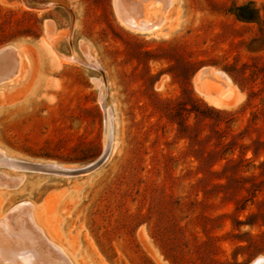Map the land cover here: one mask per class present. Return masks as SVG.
Instances as JSON below:
<instances>
[{
  "label": "rangeland",
  "instance_id": "1",
  "mask_svg": "<svg viewBox=\"0 0 264 264\" xmlns=\"http://www.w3.org/2000/svg\"><path fill=\"white\" fill-rule=\"evenodd\" d=\"M172 1L141 32L115 0H0V49L24 63L0 84V173L18 182L0 185V220H28L55 264L264 255V0ZM109 143L86 173L8 164L82 168Z\"/></svg>",
  "mask_w": 264,
  "mask_h": 264
},
{
  "label": "bare ground",
  "instance_id": "2",
  "mask_svg": "<svg viewBox=\"0 0 264 264\" xmlns=\"http://www.w3.org/2000/svg\"><path fill=\"white\" fill-rule=\"evenodd\" d=\"M136 2L132 6H129L128 0H115V6L122 22L128 28L141 32H153L161 27L162 23L168 19L173 4L172 0H139L138 3ZM16 50L13 46L0 49V58H2V60L0 59V84L15 80L24 69L23 60L20 59V55L17 54L18 50ZM89 65L103 71L105 77L101 76L99 80L100 84L104 85L106 82L108 83L107 73L98 62H91ZM229 93L225 91L216 95L207 92L206 96L212 104L221 107L229 104ZM107 116L109 117L108 111ZM0 155L3 157V153L0 152ZM8 164L14 168L19 167L17 162L13 163L8 160ZM22 167L28 166L22 165ZM17 184L18 182L0 173V185L14 186ZM4 219L0 220L2 226V236L0 235V261H12L15 264H55L57 262V256L53 253L49 244L46 243L47 241L45 242L42 238L43 235L41 236L35 231L28 229V220L19 219L16 212L6 216ZM65 263L68 264L67 262ZM249 264H264V255L259 256Z\"/></svg>",
  "mask_w": 264,
  "mask_h": 264
},
{
  "label": "water",
  "instance_id": "3",
  "mask_svg": "<svg viewBox=\"0 0 264 264\" xmlns=\"http://www.w3.org/2000/svg\"><path fill=\"white\" fill-rule=\"evenodd\" d=\"M110 150H111V143L108 144L103 154L95 162H93L89 166L82 168H59L55 165H50V164H35V163L20 162V161H16V162L19 165L28 166V168L33 170L48 171V172L64 174V175H75V174H81L92 171L98 166H100L107 159L108 155L110 154Z\"/></svg>",
  "mask_w": 264,
  "mask_h": 264
},
{
  "label": "trees",
  "instance_id": "4",
  "mask_svg": "<svg viewBox=\"0 0 264 264\" xmlns=\"http://www.w3.org/2000/svg\"><path fill=\"white\" fill-rule=\"evenodd\" d=\"M244 6H239L238 9L241 10Z\"/></svg>",
  "mask_w": 264,
  "mask_h": 264
}]
</instances>
